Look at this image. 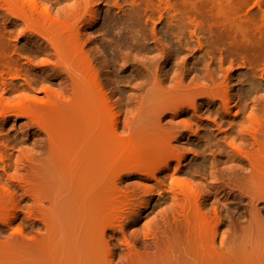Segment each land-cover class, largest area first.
<instances>
[{"label": "bare ground", "instance_id": "obj_1", "mask_svg": "<svg viewBox=\"0 0 264 264\" xmlns=\"http://www.w3.org/2000/svg\"><path fill=\"white\" fill-rule=\"evenodd\" d=\"M216 1L0 0V110L4 121L25 120L22 138L0 137V264H118L122 249L126 264H139L121 239L154 198L133 189L122 215V167L149 174L160 161L186 163L183 140L195 128L179 120L204 104L228 114L235 105L245 118L224 143H208L199 183L170 188L173 204L143 245L167 253L166 264H264V68L250 69L264 63V34L249 39L235 16L225 25L249 70L241 94L213 58L194 76L179 63L201 43ZM12 28L26 45L5 43Z\"/></svg>", "mask_w": 264, "mask_h": 264}, {"label": "rangeland", "instance_id": "obj_2", "mask_svg": "<svg viewBox=\"0 0 264 264\" xmlns=\"http://www.w3.org/2000/svg\"><path fill=\"white\" fill-rule=\"evenodd\" d=\"M259 1L261 2L260 5H258ZM212 6L215 7L214 12L209 13L207 16L204 15L205 17H209L210 24H205L204 26V34H201L200 36L201 43H199L197 39H195L194 44L187 47V50L182 53L181 57L179 58V63H186L189 66L188 69L190 68L192 72H194V76L204 69L205 62L210 61L209 58H213L215 63H222L224 65V71L231 70L233 72L236 88L235 93L241 94V89L246 86L247 80L249 79V77H247L249 70L240 68L242 63L241 58L243 57L242 52L238 50L237 53H232L230 48V38L224 32L226 28L225 25H228V21L231 20V17L235 16L236 21L239 24L249 25V39H251L254 35H257V37L259 38L261 34H264V0H217ZM101 7L102 10L104 9L101 16L103 18V21H101L100 23L102 25L105 20L104 18L106 10H108V8L105 5H102ZM246 16H248L247 20H245ZM1 26L3 27V24H0V27ZM98 27L89 30V34H94L92 35V38L90 37L91 39L100 36L98 34H95ZM161 28L162 26H159L158 31L161 30ZM3 29L0 30L3 32L5 31ZM10 29L11 27H9V31H11ZM6 32L4 33L7 34ZM20 32L21 31L19 29H13V34L11 32L10 34L13 37L17 35L16 38L9 37L12 39L7 41L9 39L7 37L5 43L7 42V44L9 45H11L12 43V45L17 44L19 45V47L26 45L25 39L21 37L22 35H19L21 34ZM7 35H9V32ZM245 43L248 44V42ZM0 53H2V51H0ZM2 54H0V56ZM237 59H239V65H234L233 68V61ZM21 62L23 64L25 63V60H22ZM174 65L175 62L172 61L167 67V72L169 71V74L171 76H173L174 71L172 70L173 68H175ZM263 68L264 63L262 61H259L258 66L254 65L250 69L252 71L259 72ZM258 80L260 82V79ZM261 82L264 84V81ZM31 95H35L38 98H43L41 92H31ZM262 95H264V92H261L259 96ZM15 97L21 98L25 97V95L17 94L15 95ZM12 102L16 103L17 100ZM218 108V106L215 107L212 105L204 104L199 112V115L196 116V118L193 113H184L182 115L179 121L185 124L193 125L195 128V132L187 135L183 140V144L185 147L184 153H188L187 155L191 156L182 166L174 161L173 163H171V165H169V167H166L165 162L160 161L155 165L154 170L149 172V174L128 172L122 167V187H125V189H129V191L123 190V194L121 195V209L119 212H121L122 215L125 213V209H127L126 205L129 203L127 197L133 189H137L138 191V189L142 188L143 190H145V192L147 191L146 189L149 188H152L154 190L153 194L145 193L142 191L138 192L140 193L139 198H141L142 200L148 198L149 196H153L154 199L151 202L150 211L144 214V218L139 219L137 223H135V225H132L129 229L126 230L127 239L125 237H122L121 239L122 244H127L126 240L130 241L133 244L136 249L135 260H137L139 264H164L162 258L165 259V264L168 262L167 257H169V255L167 253L158 252L154 248L149 250V247H144L145 245H143L142 239H144L148 234L149 228H153L155 223L161 220V216L171 208L173 204L171 199L172 189H176L179 192L181 190V186H185L191 179H195L196 183H199L200 180L198 181L195 173L198 167L196 165H199L200 163L203 164V162L206 163L209 160V156L211 155V153L207 151V146H209L208 143H224V134L226 132L231 133L232 128L238 126V123L243 122L245 118V115L242 112L241 108L236 107L235 105L232 106L230 114L224 113V111L220 109L218 110ZM2 113V110H0V137L12 140L14 138H16L15 140H17V138H22L25 131V120L22 118L8 117L7 121H4ZM168 120H170V117L168 118ZM215 121L220 123L221 129H219V127L214 124ZM230 142L231 140H228V143ZM30 143H32V141ZM224 157L225 156L223 155V158ZM225 158L223 159L224 162ZM154 177H156L158 181H156V179H153ZM164 181L166 182L165 185L168 186V188H165V190L163 191L160 190V188H158L156 185L165 183ZM140 206L141 205L138 204V207ZM141 208L142 207H140V209ZM20 223H22V220H14L11 225L12 230H9V233L14 232V230L19 227ZM119 254L120 257L118 259V264H126L125 259L127 257L125 250H120Z\"/></svg>", "mask_w": 264, "mask_h": 264}]
</instances>
